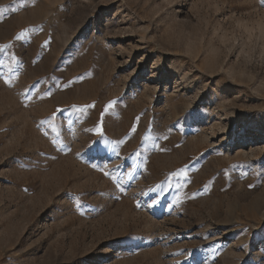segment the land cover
<instances>
[{
    "label": "rangeland",
    "instance_id": "obj_1",
    "mask_svg": "<svg viewBox=\"0 0 264 264\" xmlns=\"http://www.w3.org/2000/svg\"><path fill=\"white\" fill-rule=\"evenodd\" d=\"M0 46V264H264V0H0Z\"/></svg>",
    "mask_w": 264,
    "mask_h": 264
},
{
    "label": "snow or ice",
    "instance_id": "obj_2",
    "mask_svg": "<svg viewBox=\"0 0 264 264\" xmlns=\"http://www.w3.org/2000/svg\"><path fill=\"white\" fill-rule=\"evenodd\" d=\"M23 35L24 34L21 33V36H18L17 38L20 39ZM3 48H4V46H0V51H2ZM114 104H115V101L110 102L109 105H108V108H112ZM79 111H83V109H79ZM97 131L100 132L99 129H97ZM174 175H183V173L182 172H180V173H174ZM129 178L131 179V176Z\"/></svg>",
    "mask_w": 264,
    "mask_h": 264
}]
</instances>
